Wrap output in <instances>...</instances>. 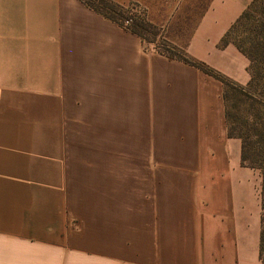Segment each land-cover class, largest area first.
I'll return each instance as SVG.
<instances>
[{"label":"crops","instance_id":"obj_1","mask_svg":"<svg viewBox=\"0 0 264 264\" xmlns=\"http://www.w3.org/2000/svg\"><path fill=\"white\" fill-rule=\"evenodd\" d=\"M0 0V264H264L260 176L227 134L221 37L254 0Z\"/></svg>","mask_w":264,"mask_h":264},{"label":"trees","instance_id":"obj_2","mask_svg":"<svg viewBox=\"0 0 264 264\" xmlns=\"http://www.w3.org/2000/svg\"><path fill=\"white\" fill-rule=\"evenodd\" d=\"M88 6L93 8L94 10L100 12L105 17L114 20L118 24L125 17L124 4L114 3L110 0H83ZM257 2L254 0L250 6L236 19V21L232 24L229 30L221 37L219 41V46L223 47L228 43L234 44L238 50H240L249 60L248 72L250 74V79L244 85H240L234 83L225 77L219 75L212 69L205 66L203 63L198 62L183 53L174 54L172 52H167L166 54L172 57L177 58L178 60L192 65L194 67L199 68L203 72L217 78L220 80L223 86V99L226 104L225 110V119L227 123V134L230 137H236L240 139L241 142V153L240 159L241 164L245 167L256 169L260 171L261 176V184H260V205H261V229H260V241H259V258L264 263V123H260L258 127L255 128L254 125H241V127H232L230 123V114L228 112V96L227 90L233 89L240 94L245 95L250 98V89H264V47L259 46L257 41L254 39H250V44L248 47L244 48L237 41L230 39V34L239 22V20L245 16L246 12ZM133 5V4H131ZM131 7V6H130ZM142 16H138L137 18H132V22L128 28L125 30L134 32L138 34L141 39H146V32L148 30L146 20L141 18ZM251 135L256 136L257 139L255 141L251 140Z\"/></svg>","mask_w":264,"mask_h":264},{"label":"rangeland","instance_id":"obj_3","mask_svg":"<svg viewBox=\"0 0 264 264\" xmlns=\"http://www.w3.org/2000/svg\"><path fill=\"white\" fill-rule=\"evenodd\" d=\"M124 10L126 18L143 16L141 8L135 5H125ZM141 18L146 20L144 17ZM148 29L152 31L150 25ZM252 38L259 43V46L264 47V0H257L246 12L245 16L239 20L230 34V39L237 41L244 48L249 46ZM263 74L262 72L261 75ZM249 93L250 98L233 89L227 90V105L230 119L233 121V123H230L232 127L237 125V127L242 129L243 126L241 125H254L258 129V127L260 128L259 124L264 123V89H250ZM256 139V136L251 135L252 141ZM258 173L260 176V171Z\"/></svg>","mask_w":264,"mask_h":264},{"label":"built area","instance_id":"obj_4","mask_svg":"<svg viewBox=\"0 0 264 264\" xmlns=\"http://www.w3.org/2000/svg\"><path fill=\"white\" fill-rule=\"evenodd\" d=\"M143 17V16H142ZM132 22V17L130 18H124L122 21H120V26L125 29V28H128L130 26ZM143 40V39H142Z\"/></svg>","mask_w":264,"mask_h":264}]
</instances>
